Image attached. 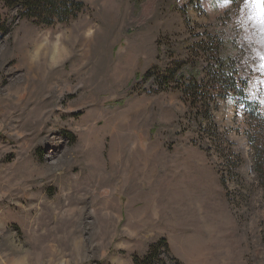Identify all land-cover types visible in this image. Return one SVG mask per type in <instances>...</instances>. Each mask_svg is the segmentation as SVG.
Instances as JSON below:
<instances>
[{
    "label": "rangeland",
    "instance_id": "1",
    "mask_svg": "<svg viewBox=\"0 0 264 264\" xmlns=\"http://www.w3.org/2000/svg\"><path fill=\"white\" fill-rule=\"evenodd\" d=\"M70 1L42 22L0 0V264H264L254 9ZM40 41L63 53L31 70Z\"/></svg>",
    "mask_w": 264,
    "mask_h": 264
},
{
    "label": "trees",
    "instance_id": "2",
    "mask_svg": "<svg viewBox=\"0 0 264 264\" xmlns=\"http://www.w3.org/2000/svg\"><path fill=\"white\" fill-rule=\"evenodd\" d=\"M8 4L16 5L19 4L24 8L23 13L29 15L30 17H37L39 19H42V22H49L50 20H54L55 17L59 18L61 21L65 22L68 20L69 16L73 13H76L77 10L80 11L82 9V6L80 3L73 2L70 0H6ZM77 6V7H76ZM223 62L221 63V66H223ZM235 66V64L233 63ZM233 67V74L236 73V69ZM221 69V67H219ZM219 69V70H220ZM221 79H226V84L223 85L224 87L228 85V89L225 87V90H236L240 94V96H245V87L246 82H243V86L240 89L236 88L235 80L232 77H228L225 75V73H220ZM218 77V78H217ZM217 80L219 79V74L215 77ZM229 78V79H227ZM224 84V83H223ZM207 87V86H206ZM185 90H188L189 93H193L194 91H201L202 89L201 85L194 84L189 85L185 88ZM208 91V89H205ZM201 94V93H200ZM205 98V102L207 101V97H202V99ZM250 102H248V105ZM206 119H211L212 115H205ZM255 170L259 176L260 183L264 186V164L261 159V156L258 155L257 159L255 161ZM158 251L157 249H154V252H152L150 255L145 257L143 261H146L147 264H150L151 258H154L156 256V253ZM157 258V257H155Z\"/></svg>",
    "mask_w": 264,
    "mask_h": 264
},
{
    "label": "bare ground",
    "instance_id": "3",
    "mask_svg": "<svg viewBox=\"0 0 264 264\" xmlns=\"http://www.w3.org/2000/svg\"><path fill=\"white\" fill-rule=\"evenodd\" d=\"M62 53L63 52L61 46L58 43L45 44L42 41H40L35 46V50L33 51V53L29 54V56L27 57L29 68L31 70H36L37 68L39 69L40 63H42V65L44 63L47 69L53 68L54 65L57 64L58 60L61 58ZM51 64L52 66H50ZM119 125H121V123ZM87 134L89 136L91 133L87 131ZM90 144L91 146H93L94 143L93 144L90 143ZM126 148H127L126 143L121 142V151L124 152L123 156L125 155Z\"/></svg>",
    "mask_w": 264,
    "mask_h": 264
},
{
    "label": "snow or ice",
    "instance_id": "4",
    "mask_svg": "<svg viewBox=\"0 0 264 264\" xmlns=\"http://www.w3.org/2000/svg\"><path fill=\"white\" fill-rule=\"evenodd\" d=\"M245 3L254 9L255 16L253 18L261 26V30H264V0H245ZM261 60L264 61V57H261ZM259 71L264 73V63L260 64Z\"/></svg>",
    "mask_w": 264,
    "mask_h": 264
}]
</instances>
